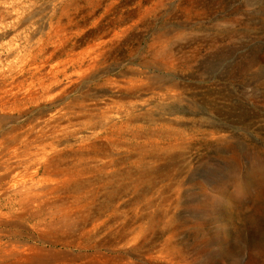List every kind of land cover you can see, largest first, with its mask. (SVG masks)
<instances>
[{"label": "rangeland", "instance_id": "obj_1", "mask_svg": "<svg viewBox=\"0 0 264 264\" xmlns=\"http://www.w3.org/2000/svg\"><path fill=\"white\" fill-rule=\"evenodd\" d=\"M21 6L0 264H264V0Z\"/></svg>", "mask_w": 264, "mask_h": 264}, {"label": "bare ground", "instance_id": "obj_2", "mask_svg": "<svg viewBox=\"0 0 264 264\" xmlns=\"http://www.w3.org/2000/svg\"><path fill=\"white\" fill-rule=\"evenodd\" d=\"M4 10L5 11L11 10L12 13L17 15L19 19L26 18L27 14L29 16L30 13L32 15V12H30V9L22 8L21 0H0V16L4 13ZM31 38H32V34L26 36L25 41L27 42V44L31 43Z\"/></svg>", "mask_w": 264, "mask_h": 264}]
</instances>
